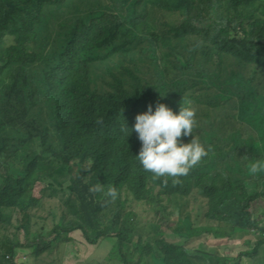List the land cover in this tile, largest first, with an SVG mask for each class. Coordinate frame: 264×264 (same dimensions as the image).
<instances>
[{"label":"trees","instance_id":"1","mask_svg":"<svg viewBox=\"0 0 264 264\" xmlns=\"http://www.w3.org/2000/svg\"><path fill=\"white\" fill-rule=\"evenodd\" d=\"M186 100L208 154L178 183L153 178L134 158V118L157 103L175 114ZM256 159H264V0H0V264H26L14 247L38 259L74 231L90 244L114 238L122 264L152 255L157 264H216L184 250L188 239L168 242L157 223L152 244H131L128 203L167 219L166 208L190 199L193 223H213L200 229L210 240L259 226L260 239L231 264H264L255 213L264 219V171H248ZM97 183L102 191L90 190ZM57 195L58 217L46 204ZM38 210L53 212L54 228L31 241ZM129 245L134 254L120 255Z\"/></svg>","mask_w":264,"mask_h":264},{"label":"rangeland","instance_id":"2","mask_svg":"<svg viewBox=\"0 0 264 264\" xmlns=\"http://www.w3.org/2000/svg\"><path fill=\"white\" fill-rule=\"evenodd\" d=\"M57 181L60 182L58 179ZM33 193L36 197L40 195L41 186L37 183L34 185ZM61 198V195H57L55 200L48 199L46 204H49L53 207V212L55 216L60 215L58 211V202L57 200ZM173 206L166 208V212L170 213L167 219L163 218L162 213L157 210H146L142 205H136L133 203L127 204V210L132 211L136 216V230L132 235V243L135 244L138 240H141L143 244H152V231L150 229V224H159V230L165 236L168 242H181L182 240L188 239L187 243L182 242L184 250H188L190 254H198L199 252H206L209 256L215 257L213 263L216 264H231V259L237 255H240L245 250H251L254 242L260 239L258 236L260 233L259 226L258 230H243L238 227L233 229V233H236L230 239H225V241L216 242L215 240H210L203 235L200 231L201 227L206 225L213 226L212 222H207L203 218H199L194 224V213L196 209V204L190 199L186 204H177V201L174 202ZM260 204V203H259ZM257 204V205H259ZM46 207V205H45ZM46 218V211L38 210L37 214L34 215L32 219V225L35 222H39L33 230L29 233V240L32 241L36 232H42L46 235V232L52 231L54 228V221L51 214ZM190 214L189 221L185 219L187 214ZM256 216L261 223L264 219L261 220L258 208H255ZM37 216V217H36ZM44 218V222L39 218ZM180 221V228L176 226V223ZM193 224L195 230L189 237H185V233L189 226ZM43 228H42V227ZM41 227V228H40ZM13 229L10 228L6 234H11ZM243 232L242 236L238 233ZM70 237V242L63 243V246L60 248H53L47 251H43L38 259H35L34 256L30 253L28 249H18L17 247L13 248V256L16 262L26 263V264H122L118 261L114 255H111V251L115 248L113 245L115 239L111 236L103 237L99 239L95 244L88 243L82 236L79 231H74L68 234ZM21 233H19V238ZM64 236L62 235L61 238ZM157 238V237H156ZM38 242V240H36ZM35 249V248H34ZM134 249L129 245L128 249L122 248L119 250L123 253H130L132 256L134 254ZM198 251V252H197ZM121 255V254H120ZM199 255V254H198ZM135 260V259H134ZM144 260V258H143ZM145 261L148 264H157L154 260V256H146ZM248 262V263H246ZM243 264H251V260H246Z\"/></svg>","mask_w":264,"mask_h":264},{"label":"clouds","instance_id":"3","mask_svg":"<svg viewBox=\"0 0 264 264\" xmlns=\"http://www.w3.org/2000/svg\"><path fill=\"white\" fill-rule=\"evenodd\" d=\"M134 120L131 130L135 131L140 142L134 158L153 178L168 177L178 183L179 177L186 176L208 154L204 144L197 138L198 134L194 135L196 109L189 100L184 101L175 114L163 103H157L154 110L149 105ZM121 130H126L129 135L130 130L124 123ZM189 135L192 138L187 143L181 140L182 136ZM248 171L251 174L264 171V159L251 161ZM90 190L100 192L102 185L97 183ZM105 195L115 200L118 193L115 187H108Z\"/></svg>","mask_w":264,"mask_h":264}]
</instances>
